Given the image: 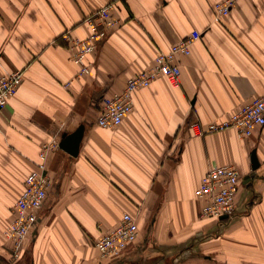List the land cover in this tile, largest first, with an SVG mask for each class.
Segmentation results:
<instances>
[{
    "label": "crops",
    "instance_id": "obj_1",
    "mask_svg": "<svg viewBox=\"0 0 264 264\" xmlns=\"http://www.w3.org/2000/svg\"><path fill=\"white\" fill-rule=\"evenodd\" d=\"M110 1L0 0V78L24 72L0 109V251L43 146L83 128L77 156L47 153L52 186L18 264H264V131L195 134L196 124L207 130L264 97V0H241L221 19L222 0H127L79 78L65 34L86 38L84 19ZM194 30L201 38L178 58V87L160 77L135 93L118 128L96 125L104 98ZM215 166L241 175L229 222L201 215L197 189ZM125 214L137 219L138 239L102 260L95 244Z\"/></svg>",
    "mask_w": 264,
    "mask_h": 264
},
{
    "label": "built area",
    "instance_id": "obj_2",
    "mask_svg": "<svg viewBox=\"0 0 264 264\" xmlns=\"http://www.w3.org/2000/svg\"><path fill=\"white\" fill-rule=\"evenodd\" d=\"M127 0H111L107 6L84 19L89 28V35L80 39L71 32L65 34L71 60L78 66V77L91 73L87 60L97 45L105 40L108 31L121 24L118 4ZM241 0H222L215 3L214 12L218 19L228 16ZM201 38V32L194 30L191 34L174 44L167 52H160L152 67L129 79L121 92L106 97L96 125L104 129H116L130 115L135 107L134 95L138 90L149 88L158 78L164 77L173 87L180 85V56H190L192 48ZM24 72L16 70L0 78V109L7 106L23 82ZM70 85L67 84V86ZM264 131V97L256 98L228 120L210 125L202 130L196 124L197 136L227 129H234L241 138H250L255 130ZM60 149L57 141L45 144L40 152L41 161L37 169L30 172L24 188L12 208L13 218L4 230V237L13 246L16 257L20 256L23 244L37 226L40 214L45 207L52 179L46 166L47 153ZM242 185L240 172L232 166H215L204 175L197 189V198L203 202L201 215L218 221H232L237 215V197ZM139 227L137 219L125 214L114 230L100 238L95 247L102 260L116 259L122 256L126 248L137 241Z\"/></svg>",
    "mask_w": 264,
    "mask_h": 264
},
{
    "label": "water",
    "instance_id": "obj_3",
    "mask_svg": "<svg viewBox=\"0 0 264 264\" xmlns=\"http://www.w3.org/2000/svg\"><path fill=\"white\" fill-rule=\"evenodd\" d=\"M82 136H83V128H80L75 133L64 136V138L62 139L60 143V147L63 150L67 151L72 156H77ZM258 166H259L258 161L254 153L253 159H252L253 170L256 171L258 169ZM0 264H2L1 261H0Z\"/></svg>",
    "mask_w": 264,
    "mask_h": 264
},
{
    "label": "rangeland",
    "instance_id": "obj_4",
    "mask_svg": "<svg viewBox=\"0 0 264 264\" xmlns=\"http://www.w3.org/2000/svg\"><path fill=\"white\" fill-rule=\"evenodd\" d=\"M7 242L9 243V246L7 247L9 250H7V248L4 247V249H6V250H4L2 248L0 253L3 254L8 260L7 259H3V262H1V263L2 264H18V262L21 261V259L23 257L24 250H25V244H27V240L24 242L21 254L18 257H16L15 252L13 250V246L11 245V243L9 241H7Z\"/></svg>",
    "mask_w": 264,
    "mask_h": 264
},
{
    "label": "bare ground",
    "instance_id": "obj_5",
    "mask_svg": "<svg viewBox=\"0 0 264 264\" xmlns=\"http://www.w3.org/2000/svg\"><path fill=\"white\" fill-rule=\"evenodd\" d=\"M26 250V249H25Z\"/></svg>",
    "mask_w": 264,
    "mask_h": 264
}]
</instances>
